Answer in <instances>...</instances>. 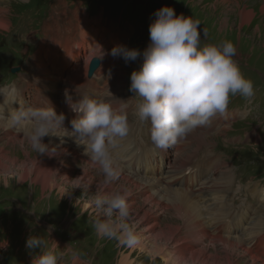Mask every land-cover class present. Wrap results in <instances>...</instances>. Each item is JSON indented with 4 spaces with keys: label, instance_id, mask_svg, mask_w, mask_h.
Returning a JSON list of instances; mask_svg holds the SVG:
<instances>
[{
    "label": "rangeland",
    "instance_id": "374dc122",
    "mask_svg": "<svg viewBox=\"0 0 264 264\" xmlns=\"http://www.w3.org/2000/svg\"><path fill=\"white\" fill-rule=\"evenodd\" d=\"M66 1L70 9L67 7L68 13L63 16L61 14H65V10L54 12V6L59 4V0H5L1 3V7L7 10L4 16H7L6 18L11 21V29L9 31L0 30V56L14 54L13 57H16L15 62H20L21 58L18 56L22 54L27 57L23 61H28L30 66H32V60L33 58L35 59L40 48V45H38L40 39L47 40L52 45L53 42L51 43L49 38L51 36H57L56 34H51L57 32L58 27L55 24L60 17H64L60 21L62 26L71 27L70 30L66 28V35H73L72 37L80 39L79 30L70 26L74 23V18L70 19L69 17L68 19L67 17L68 14L71 16L76 12L77 9H75L73 4H76L79 0ZM81 1L89 11L87 12L86 10L85 14L90 13L91 15H89L94 18L103 13L104 18L111 26H114L112 27V29L114 28V32L119 31L128 36L129 41H127L126 46L129 49H138L141 52L140 58L130 63H126L121 57L122 63H119V66L123 68L124 79L127 81V93L136 101V103L134 100L130 101L128 108V113L132 119L131 124L134 126L131 129L134 132L135 139L141 141L143 138L147 145L150 142L152 143L150 135L151 124L147 122L141 125L143 122H140L136 115V105L140 102V98H134L135 94L129 89L131 86V74L134 70L142 67V53L151 42L149 29L151 23L156 19L155 13L165 6L174 8L177 16L183 14L185 17L191 16L194 20L201 22V44L205 42L218 45L222 41H230L236 46L237 55L234 58H236V61L238 60L240 70L245 78L253 82L254 95L251 98H244L240 95L232 96L229 106L240 107L245 111L243 113H246V116L241 115V118L245 119H240L237 122L231 120L232 122L230 121L231 123L229 122V124L225 123L228 120V116L224 118L220 117L223 127H225L222 129L224 132H213V129H209L206 134L209 144H201L202 146L199 147L198 142L194 139L199 138L200 134L198 131L195 133L192 132L184 140L185 142L180 144L182 153L171 152L174 150L169 148V152L171 153L166 159V161L169 160L171 162V168L175 169L181 161H186L188 155L192 156L195 153L189 165L193 169H195L193 164L198 165L197 169H192L191 172L195 178L198 177L197 179L201 183V187L192 192L197 191L194 199L201 209L204 225L200 227L181 225L183 219L177 214V211L174 213L173 210L170 212L167 211L165 214L162 211H158L156 215L159 214L157 216L159 217L160 226L164 227L166 224H178L182 226L178 235V240H182L178 241L176 246L180 245L185 247L189 245L191 248L186 253L187 257L202 248H206L207 252L212 254L213 250H216L215 247L218 249L216 250L218 254L223 257L225 256L223 243L213 244L215 236H239L242 238L248 225L253 224V228H255L258 225L261 226L263 223V228L260 231L256 230L251 234L252 239L257 240L256 246L254 248H248V242L251 237L247 239V247L245 244V247L251 249L252 252L249 254L243 250L244 248H241L242 251H240L238 256L239 264H253L251 257L258 258L257 252L260 253L263 250L264 242V237L259 235L264 232V200L259 198L264 188L256 193L253 192L254 184L262 181L255 182L253 179L261 177L264 180V137H262L264 136V131L259 130L260 133H263L260 137L261 141L259 142L251 138L247 141L246 136L250 133L249 131L257 133V129L261 125L262 127L264 126V12L262 10L264 0H238L237 2L230 0L228 1L229 3L220 2L217 7H215V3L218 0ZM231 2L232 4H230ZM245 7L253 11V15L248 21H242L241 19V13ZM71 8H74L75 11L73 12L74 9L71 10ZM227 8H232L230 9L232 11H227ZM47 25L53 27L52 30H49V33L46 30ZM224 25L229 26L227 30L223 28ZM220 27L222 28L219 29ZM205 28L208 30L207 38H205L203 33ZM61 32L63 31L61 30ZM33 36L38 37V40H32L31 37ZM91 53L93 51L89 50L86 55L89 56ZM100 53L103 55L102 52ZM44 59L46 61L47 58ZM23 61L22 64H25ZM12 63L13 58L11 60ZM16 67H19V65H16ZM15 75L16 73H13V78ZM248 109L252 111L249 115L246 112ZM4 132L3 129L0 130V145L3 146L2 150H0V169L2 168L0 171L10 169L12 172L0 174V179L2 180L0 181V240H3V238L10 239L11 245L8 250L1 248L0 264H29L28 262L32 256L40 254V249L30 250L27 248V240L31 236L42 237L47 241L49 248H53L54 246L58 264H73L71 253L65 249L68 243L81 254V259L77 264H117L123 254H130V264H169L164 259L165 255H155L153 257L151 251H140L137 248L133 249L121 246L116 240L100 239L97 237L92 225L89 223V217L95 216L96 209L93 205L90 208H85V203H92L93 196L97 191L95 192L96 189L94 187L87 189L88 184L86 179L82 183L80 181L79 185V178L77 180L75 179L84 169L88 170L87 167L89 166L86 160L79 159L75 161L74 157L69 154L60 155L59 158L62 161L66 160L68 166L73 164L75 172L71 182L66 181L61 176L58 186L50 182L51 177L44 178L41 172H39L38 178H35V172L26 177L27 173L33 169L34 161L31 160H36V157H45L48 153L38 154L33 150L29 154V157L28 153L32 147L28 141H25V143L21 140L10 143L5 142L1 140ZM242 139L246 142H243L244 140ZM241 141L242 143H239ZM45 144L49 146V150L54 146L53 141L51 144ZM209 149L210 152L208 153L207 151ZM4 154L17 162L8 163V160L3 157ZM215 157H217V162L218 160L220 161V164L219 166L217 165L218 167L216 169L219 174L213 177L207 166L211 165L212 161L213 164H218L215 162ZM127 162L121 158L120 163L122 165H130V161ZM22 163H24V166L20 167L19 164ZM159 164L160 166L163 164L160 159ZM9 166L11 168L13 167V169ZM142 166H144V161L142 162ZM139 168L140 165L138 164L137 169ZM171 168L169 170H172ZM185 168H187L186 164ZM20 170L21 174L19 175ZM87 173H95L96 180L98 178L97 181H99L100 177L105 178L101 170L92 169ZM197 173L201 177L199 175L196 176ZM154 175L158 176L157 173ZM162 177L165 178V175L163 174ZM211 178L212 180H218L221 185L220 188L224 189L223 192L217 189L218 192L216 195H211L212 197H217V203L219 204L215 215L210 210L211 206L215 207L214 202H209L212 197L207 199L199 196L201 191L207 192L213 189L215 191V187L219 186L218 183H209L208 180ZM177 179L178 177L174 176L169 178L168 181L173 187H177L178 185L182 188V182L176 185ZM76 181L77 185H74ZM61 184H64L63 188L65 191L60 190ZM246 189L252 194L249 205L254 210L249 212L248 209L239 207L231 210V214L225 212L226 206L228 208L238 207L233 197L237 193L239 196L245 194ZM140 192L141 190L136 188L133 190L134 195L132 197L129 196L132 199L129 200L127 198L129 205L136 206L133 210L137 213L143 208L147 210L149 205L148 203H144L147 195L145 197L139 196ZM255 199L261 202V204L259 205ZM240 206H243V203ZM26 211L32 212L36 217L34 218L28 215ZM240 215L244 217L241 218ZM214 216L226 220H234V223L228 229L223 225L220 232L218 229L211 232L206 226L210 219H212L213 223L215 222ZM158 217H150L149 220L153 222ZM37 220L40 223L39 225H37ZM141 223L146 225V220H143ZM49 225L53 227L51 232L48 231ZM139 230H143V226ZM25 233L27 236H25ZM261 239H263L262 244ZM5 241L7 240H3L0 244L1 247H6L7 242ZM174 244L175 242L173 241L169 244V251ZM212 244L214 247H212ZM178 252L180 251L176 247H173L170 255L179 256ZM3 255H5V258H3ZM257 264H264V255H261V260Z\"/></svg>",
    "mask_w": 264,
    "mask_h": 264
},
{
    "label": "clouds",
    "instance_id": "9594fccd",
    "mask_svg": "<svg viewBox=\"0 0 264 264\" xmlns=\"http://www.w3.org/2000/svg\"><path fill=\"white\" fill-rule=\"evenodd\" d=\"M155 16L149 29L151 42L142 53V67L131 74L129 90L135 94L134 98H140L136 115L140 122H150L152 143L158 149L167 150L183 142L196 129L209 127L214 118L226 117L231 97L251 98L254 84L245 78L234 59L237 48L232 42L201 46L199 20L183 14L177 16L175 9L167 6ZM203 33L207 38L206 28ZM111 55L130 63L140 58L141 52L118 45ZM0 94L4 104L8 103L6 94L2 91ZM65 98L77 116L71 121V131L64 127L66 116L57 114L46 98V104L34 98L27 106L21 99L19 108L7 117L8 122L22 133L35 152L52 156H56L58 146L49 150L43 139L57 136L63 144L65 136L57 132L67 130L70 135L66 136L72 137L78 146L83 145V155L102 171L105 183L117 179L118 164L113 150L129 134L131 99H93L88 95L74 98L67 90ZM127 195L126 189L106 194L98 189L92 199L96 214L89 217V223L100 239L116 240L121 246L134 248L141 244V239L133 226ZM48 231H52L51 226ZM26 246L30 250L40 249L32 264H58L55 248H49L42 237H29ZM65 249L71 253L73 264H77L80 252L70 243Z\"/></svg>",
    "mask_w": 264,
    "mask_h": 264
},
{
    "label": "bare ground",
    "instance_id": "6f19581e",
    "mask_svg": "<svg viewBox=\"0 0 264 264\" xmlns=\"http://www.w3.org/2000/svg\"><path fill=\"white\" fill-rule=\"evenodd\" d=\"M3 1L4 0L0 2V30L9 31L11 29V21L8 18H6L7 16L6 17L4 16L6 15L7 10L1 7V3ZM18 1H25V0H18ZM228 1L230 0H218L215 3L216 4L215 7H217L220 4V2L229 3ZM237 1L238 0H233V2H237ZM60 4L66 5V2L61 0ZM230 4H232V2ZM230 9L227 8V11L228 10L232 11ZM262 10L264 12V6ZM61 15L63 16L66 14H61ZM252 15H253V11L248 10L245 7L243 9V12L241 13V19L242 21H248ZM71 18H74V23H72L70 26L75 27L77 30H79L80 39H76L71 36H65L66 26H62V24L60 23V21L64 19V17H60L56 21L57 23L55 25L58 27L57 35L63 38L54 39V41L58 43V45L54 47L48 45L47 40L40 41V48L35 56V65L37 66V73L39 77L44 80V82L40 81V83L44 85V89L36 87V92L39 95L41 94L44 100L46 98L50 102V106L55 109L57 114L63 113L66 116L64 127L68 131H71L72 129L71 121L74 118H77V116L76 113H74L65 102L66 90L74 98H76L77 95H88L93 99L103 98L106 100H111L114 99V97L117 99H123L125 101L132 99L128 95L126 90V81L124 79L123 68L119 66V63H122L121 62L122 58L121 59L114 58L111 55V51L114 47L118 45H124V46L127 45L128 36L119 31L114 32V28L112 29V27L114 26H111L110 23L104 18L103 13L95 16L94 18H89V16L85 14V10L81 9V11L79 12V9H77L76 12L70 16V19ZM66 23L68 22L66 21ZM228 27H229L228 25L223 26L225 30H227ZM49 28L50 25H47L48 33H49ZM221 28L222 27H220L219 29ZM61 30L63 32H61ZM88 50L93 51V53H91L89 56L86 55L85 58L86 60L84 61L83 56L87 53ZM100 51H104L105 53L103 55H100L99 54ZM93 57L99 58L101 64L99 69L96 71L95 75L92 77H88L87 73L89 71L90 63ZM44 58H47L46 61ZM67 73L69 74V76L64 79ZM63 80H65L63 96L61 98L60 97L58 98L59 102L57 104L49 99L48 92L56 90L59 86V83L62 82ZM5 94L6 96H9L10 94H14L16 95L17 99H20L24 93L18 92L16 94L14 90L6 89ZM7 101L8 103L4 104V99L0 100V130L3 129L5 131L4 135H2L1 137V140H4L5 142H9V143L21 140L23 143H25V141H27L26 138L22 135V133L12 128L7 119L11 111L13 109H18L19 107L14 105L15 102L14 100L9 101L7 99ZM227 116H228L227 118L228 120L225 123H229L231 120L234 119V114L232 112H229ZM128 121L130 126V131L128 136L123 140H120L118 142V146L113 150V156L118 164V172L120 175L118 176L117 179H114L112 182L105 183V178L102 177H100L99 181H97L98 178L96 180L95 173L94 174H92L93 172L90 174L87 173L89 172V170L92 169L93 170L97 169L99 171L100 169L97 165H94L92 163L89 157L83 155L84 153L83 145L78 146L72 137L66 136V135H70V133L67 130H58L57 132L58 135L65 136L63 137L64 140L63 144H61V138L57 136L49 135L43 139L44 143L51 144L52 141L54 142V146L51 147V149L58 146L54 153V155L56 156H52L48 153L46 154L45 157H36V160H31L34 161L32 166L33 169L27 173L26 177L30 176L33 172H35L36 174L35 178H38L39 172H41L44 178L51 177L50 182L53 185L56 186L59 185L61 176H63L66 181L71 182L75 172V167L73 166V164H71V166L70 165L68 166L66 160L62 161L59 158V156L69 154L70 156L74 157L75 161L79 159H84L87 161L86 163H88L89 167H87L88 170L84 169L83 172H80L79 175L75 177L76 180L79 178L78 185L80 181L82 183V181L86 179L88 184L87 189H92V187H94V189H96L95 192L99 189V191L105 194L110 193L116 189H126L128 194L127 198L129 200L132 199L130 197L134 195L133 190L136 188L141 190L139 196L145 197L147 195L144 202L149 204L148 209L146 208L147 210H145L142 207L143 209L140 210L139 213H137L136 211L133 210L136 208V206L128 204L130 208V212L132 214V219L134 221L133 226L137 227L134 228L141 239V244L134 248H137L140 251H147V252L151 251V255H153V257L155 255H160V256L165 255L164 259L169 264H239L238 256L240 251H242L241 248H244L243 250H245V252L249 254L252 252V250L248 248H254L256 246L257 240L252 239L251 234L256 230L260 231L263 228L262 227L263 223L261 224V226L258 225L255 228H253V224L248 225L247 229L244 231L245 234L243 233L242 238H240L239 236H215L213 244L223 243V248L225 251V256L223 257H221L218 254V252L216 251L218 249L216 247H215L216 250L215 251L213 250L212 254L208 253L206 248H202L192 253L191 256L187 257L186 253L190 250L191 247L189 245L185 247L180 245L176 246L177 242L182 240V239L178 240V235L182 227L181 225L184 224L186 226H191V227H200L204 225L201 209L198 203L194 199V195L195 193H197V191H195L194 193L192 192L200 188L201 183L197 179L198 177L197 178L194 177L192 172H190V174L185 172L187 170V168L185 169V164L188 165L192 156L187 154L188 156L186 158V161L184 160L181 161V163L177 168L172 169L170 166L171 162H169V160L166 161V159L169 157V154L172 151L169 152V149L162 150L156 148V146L153 147L149 146L151 142L149 143V145H147L145 144L143 138L141 141L135 139L134 132L131 129V127L133 126L131 124L132 119L129 116H128ZM221 123L222 122L220 120V117H216L214 118L212 124L209 127L196 129L193 132L198 131L200 137L194 140L198 142L199 146H202L203 144H209V141L206 137L207 131L211 128L216 127ZM223 128L225 127L221 126V130L219 132H222ZM209 135L211 134L209 133ZM195 136L197 137V135ZM181 143L171 148L175 150L176 153H182L180 149ZM2 148L3 146L0 145V150H2ZM30 149L31 150H29V153L27 151L28 156L30 153L33 152V149L32 148ZM207 152L209 153L210 149ZM3 157L8 160V163L17 162L14 159H10L6 154H4ZM121 158H123L125 162L130 161L129 163L130 165L128 164L122 165L120 163ZM159 159L163 163L162 166H160L159 164ZM143 161H144V166H142ZM123 164L125 163L123 162ZM138 164L140 165L139 169H137ZM211 164H213V161L211 162ZM213 165L217 166L216 163H214ZM19 166L23 167L24 163L19 164ZM170 168L172 170H169ZM11 169H13V167ZM42 169H47V170H42ZM5 172L11 173L12 171H10V169L6 171L2 170L0 171V174ZM155 173H157L158 176L154 175ZM20 174H21V170L19 171V175ZM163 174L165 175V178L162 177ZM174 176L178 177L176 181V185L179 182H182L183 184L182 188H180L178 185L177 187H173V185L168 181L169 178H172ZM0 181L2 180L0 179ZM208 181L209 183L211 182H214L215 184L218 183L219 186L215 187L216 188L215 191L214 189L209 190L207 192L201 191L199 196H201L202 198H207V199L211 198L212 194L216 195V193L218 192L217 189H219L220 192L224 191V189L220 188L221 185L218 182V180L215 179L212 180L211 178ZM262 183L263 181L254 184L253 187L254 193L258 192L260 189L263 190L264 187H262L263 186ZM74 185H77V181L76 184ZM63 187L64 184H61V188H60L61 191H65ZM148 193L151 195H149ZM261 196L264 198V191L261 193ZM261 196L259 195V198L264 200ZM209 202H214L213 204H215L214 205L215 207L212 206L210 207L211 213L215 215L216 209L218 208L219 205L217 203V197L213 196ZM131 203L133 204L132 200ZM91 206H92L91 202L85 203V208H90ZM171 210H173L174 213L177 211V214H179L181 219H183V223L180 226L178 224H166L164 227L160 226L159 217L157 216L159 214L156 215V213L158 211H162L165 214L167 211L170 212ZM248 210L249 212H251L254 210V208L251 207ZM150 217H158V219L156 221L150 222L149 220ZM214 217H215L214 227L215 230L218 229L219 232L223 227V225L226 227V229H228V227L234 223V220H230V219L226 220L224 218H219L218 216H214ZM240 217L242 218L244 216L240 215ZM143 220H146V225L145 224L143 225L141 223ZM142 226H143V230H139L142 229ZM157 228L158 230L156 231ZM248 232L250 233L248 234ZM259 235L264 237L263 233H260ZM248 237H251L248 243L252 245L246 248ZM172 241L175 242L173 247H176V249L180 251L178 252L179 256L170 255V251L173 247H171L169 251L168 246ZM262 242L263 239H261V244ZM213 244L212 247H214ZM257 255L258 258H255L253 256L251 257L253 259L252 260L253 264H257L258 261L261 260L262 254L257 252ZM117 264H130V254L127 255L123 254Z\"/></svg>",
    "mask_w": 264,
    "mask_h": 264
},
{
    "label": "water",
    "instance_id": "95a60500",
    "mask_svg": "<svg viewBox=\"0 0 264 264\" xmlns=\"http://www.w3.org/2000/svg\"><path fill=\"white\" fill-rule=\"evenodd\" d=\"M98 65H99V61L95 60L94 63L92 64L90 72H93L98 67Z\"/></svg>",
    "mask_w": 264,
    "mask_h": 264
},
{
    "label": "flooded vegetation",
    "instance_id": "af4514ba",
    "mask_svg": "<svg viewBox=\"0 0 264 264\" xmlns=\"http://www.w3.org/2000/svg\"><path fill=\"white\" fill-rule=\"evenodd\" d=\"M26 213L28 214V215H31L32 217H36V216H34L33 215V213L32 212H29V211H26ZM34 223H35V221H34ZM40 223L38 222V220H37V225H39ZM48 225V224H47ZM50 226V225H49ZM52 227V226H51ZM53 228V227H52Z\"/></svg>",
    "mask_w": 264,
    "mask_h": 264
}]
</instances>
